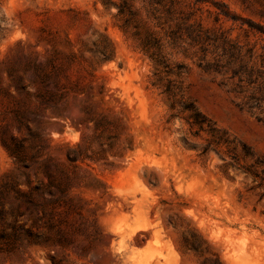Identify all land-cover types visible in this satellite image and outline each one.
<instances>
[{
	"label": "rangeland",
	"instance_id": "rangeland-1",
	"mask_svg": "<svg viewBox=\"0 0 264 264\" xmlns=\"http://www.w3.org/2000/svg\"><path fill=\"white\" fill-rule=\"evenodd\" d=\"M3 183L0 264H264V0H0Z\"/></svg>",
	"mask_w": 264,
	"mask_h": 264
},
{
	"label": "trees",
	"instance_id": "trees-1",
	"mask_svg": "<svg viewBox=\"0 0 264 264\" xmlns=\"http://www.w3.org/2000/svg\"><path fill=\"white\" fill-rule=\"evenodd\" d=\"M188 111H191V113L188 115L187 117V121L190 125L191 128L196 129L195 133L202 131L204 128V124H205V119L199 116V113L196 112L195 110H193V108H187ZM211 132V131H210ZM225 142V141H224ZM226 143V142H225ZM9 155L15 157L16 159L19 160V153L18 151H11L9 152ZM231 158L234 161H238V158L234 155L231 156ZM7 187H9L8 184L3 183L2 185H0V188H2V192L0 190V196L2 195L3 192H5V190H7ZM33 191H36V189H34ZM13 211L12 209H5L4 205L1 203L0 201V225H2V221L4 220L6 215H13ZM10 228L12 230V234L14 236L15 232H16V228L13 225H10ZM0 238L4 239L3 234H0ZM210 259H205L206 261H209ZM216 264H222L218 259H216Z\"/></svg>",
	"mask_w": 264,
	"mask_h": 264
}]
</instances>
